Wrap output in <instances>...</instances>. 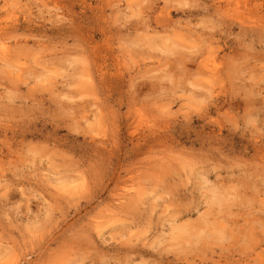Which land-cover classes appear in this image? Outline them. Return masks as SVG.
<instances>
[{
    "label": "rangeland",
    "instance_id": "374dc122",
    "mask_svg": "<svg viewBox=\"0 0 264 264\" xmlns=\"http://www.w3.org/2000/svg\"><path fill=\"white\" fill-rule=\"evenodd\" d=\"M0 264H264V0H0Z\"/></svg>",
    "mask_w": 264,
    "mask_h": 264
},
{
    "label": "bare ground",
    "instance_id": "6f19581e",
    "mask_svg": "<svg viewBox=\"0 0 264 264\" xmlns=\"http://www.w3.org/2000/svg\"><path fill=\"white\" fill-rule=\"evenodd\" d=\"M1 50H2L3 52L6 50L5 45H2V46H1ZM6 52H7V51H6Z\"/></svg>",
    "mask_w": 264,
    "mask_h": 264
}]
</instances>
